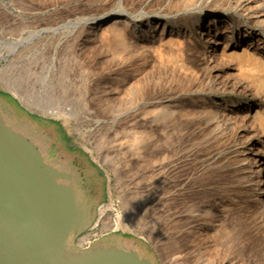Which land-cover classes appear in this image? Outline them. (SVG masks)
<instances>
[{
  "label": "rangeland",
  "instance_id": "obj_1",
  "mask_svg": "<svg viewBox=\"0 0 264 264\" xmlns=\"http://www.w3.org/2000/svg\"><path fill=\"white\" fill-rule=\"evenodd\" d=\"M199 6L200 0H0V97L12 114L1 105L0 111L34 140L47 161L53 159L48 149L56 150L57 161L78 158L87 165L91 160L101 174L99 201L92 209L97 225L81 236L84 246L102 234L124 232L133 234L127 246L134 243L137 251L157 256L161 264H193L189 243L180 248L185 259L176 262L164 255L162 187L169 163V170L180 168L181 182L180 193L175 188L170 193L171 218L181 219L179 232L172 230V235L189 239L196 222L193 209L215 197V215L225 226L223 241H229L231 254L240 263L248 256L245 264H264L260 211L234 170L238 138L227 133L217 139L206 123L216 102L248 99L260 117L245 123L238 118L237 124L253 123L264 144V29L247 25L256 34L230 51L228 65L243 72L247 89L216 92L203 79L196 38L182 27ZM117 17L129 25L124 45L96 29L103 19ZM149 20L152 26L158 23L156 32ZM159 34L162 40L155 46L161 50L155 53L147 40L155 41ZM13 39L17 45H7ZM172 52L182 54L185 70L168 62ZM212 157L228 168L203 173V162Z\"/></svg>",
  "mask_w": 264,
  "mask_h": 264
},
{
  "label": "bare ground",
  "instance_id": "obj_2",
  "mask_svg": "<svg viewBox=\"0 0 264 264\" xmlns=\"http://www.w3.org/2000/svg\"><path fill=\"white\" fill-rule=\"evenodd\" d=\"M209 2L212 3L208 5ZM151 23L152 20H149L148 27L156 32L158 29V23H154L153 26ZM247 25L264 29V0H200L199 13L189 16L187 19L185 17V21L182 24L183 31L189 36H194L196 38L195 45H199L200 47L197 52L199 53V59L202 60V70L205 72L203 79L207 83L211 84L216 92H226L228 90L234 91L241 88L247 89V87L243 85V83H245L242 78L243 72L239 70L234 72L236 67H232L230 64L228 65L231 57L230 51H235L239 45H242L249 39H252L257 32L256 30L248 29ZM128 26L129 25L126 20L117 17L112 20L103 19L102 22L97 23L96 29L102 28V36L106 39H110V37H112L115 42L120 45H124L126 40L125 27ZM179 29L176 31L177 34L180 32ZM163 31H165V29H163ZM160 40H162L161 34H159L158 37H155V41L147 40L148 47L151 51L156 53L161 50L159 47L155 46V42L159 43ZM17 43L18 41L13 39V41L8 42L7 45L16 46ZM169 55V57H167L168 62L174 63L180 69L185 70L187 68L182 54L172 52ZM259 73L260 72H258V74ZM250 74V77L253 79L254 73ZM13 88L19 95H23L22 89L19 86L13 84ZM248 102V99L230 100V98L228 101L223 100V102H216V111H213V114L211 113L209 120L206 121V123L209 130L216 132L215 134L216 138L218 137L217 139L221 140V135L224 136L227 133L234 134L238 138L237 144L235 145L238 147L234 148L235 150L233 151L235 154L233 158V164L235 166L234 170L244 186L246 195L249 198H254V202L260 211L262 223L264 224V144L262 142V136L257 135L254 130L253 123L245 126H242L243 124H237L238 118L241 120L240 123H245V120H249V122H251L250 119L254 120L260 117L258 109H253L251 105H248ZM43 109L50 110L53 113L59 112L58 114L60 115L65 114L56 109H49V107H43ZM165 159L167 160V156ZM209 161L210 162L207 164L203 162L200 168L203 173L219 172V169L228 168V166L224 167L223 165L216 163L213 157L210 158ZM168 165L169 163H167L166 170H163L164 182L162 187L165 215L167 218V222L165 224L166 228L164 229L165 237L163 240V249L165 250L164 255L166 254L173 260H176V262L179 259H185V255L180 254V248L186 243H189L192 248L191 253L193 255V264H245V259L248 258V256H244L245 259L244 257H240L243 260V262L240 263L238 261L237 254H231L232 252L230 250L232 248L228 243L229 241H223L224 236H222V234L224 235L223 232L226 230L223 231L225 228L222 230L225 226L222 225V227L220 225L219 217L218 215H215L218 201L215 197L210 200V203H208L209 201L207 203L202 202V204L200 203L196 209H193L192 212L195 213L196 222L190 227L191 236L189 239L185 237L178 239L177 236L172 235V230H174L175 233L179 232L178 229L180 226L177 222L181 219L171 218L170 209L172 205L169 200L170 198H174H172L170 193L174 188V193H180L179 185H181V182L179 181L180 179L178 175L180 174V168L175 167L172 170H169ZM171 171H175V175H170ZM259 171H261V173L258 174ZM172 178L175 179L172 180ZM212 195L213 194H210L209 196L212 197ZM206 196H208V194H205V197ZM222 202L225 203V201ZM222 207L224 206L222 205ZM222 217H220V219ZM220 221L223 220L221 219ZM259 224L261 225V223L255 222L254 225ZM80 245L82 247H87L89 243L85 246L82 243H80Z\"/></svg>",
  "mask_w": 264,
  "mask_h": 264
},
{
  "label": "water",
  "instance_id": "obj_3",
  "mask_svg": "<svg viewBox=\"0 0 264 264\" xmlns=\"http://www.w3.org/2000/svg\"><path fill=\"white\" fill-rule=\"evenodd\" d=\"M0 105L12 114L1 97ZM89 199L0 111V264H159L123 235L78 244L93 215Z\"/></svg>",
  "mask_w": 264,
  "mask_h": 264
},
{
  "label": "flooded vegetation",
  "instance_id": "obj_4",
  "mask_svg": "<svg viewBox=\"0 0 264 264\" xmlns=\"http://www.w3.org/2000/svg\"><path fill=\"white\" fill-rule=\"evenodd\" d=\"M37 147L40 148L38 145ZM48 151L53 154V159L49 161V163L54 165L56 168H58L67 179H70L72 181V185L74 186V188L79 187L82 190H87L88 196L90 198L88 203L90 205V209L92 210L94 206L98 204L100 190L102 187V184H101L102 177H101L99 170L95 168V164L90 160L87 165H84V163L78 158L73 159V161H69L67 163H62L60 161H57L58 156H57L56 150L53 151L51 149H48ZM80 152L81 154H79V157L82 156V151ZM85 167H87V170L91 169L92 171L89 173L88 172L86 173L84 170ZM60 182L69 183V181H66V180H60ZM96 225L95 224L93 225V215H92V219H91L88 230L91 227L94 228ZM118 235H123L125 239L133 238V234H127L123 232H117L116 234H114V236H118ZM81 236L78 237V240H77L78 244H79V239L81 238ZM103 236H106V235L102 234L98 238L94 239V241L102 238ZM159 264H161L160 260H159Z\"/></svg>",
  "mask_w": 264,
  "mask_h": 264
}]
</instances>
